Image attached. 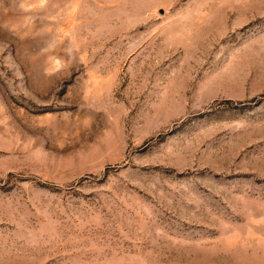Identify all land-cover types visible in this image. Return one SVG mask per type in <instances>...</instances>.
<instances>
[{"label":"rangeland","instance_id":"obj_1","mask_svg":"<svg viewBox=\"0 0 264 264\" xmlns=\"http://www.w3.org/2000/svg\"><path fill=\"white\" fill-rule=\"evenodd\" d=\"M0 264H264V0H0Z\"/></svg>","mask_w":264,"mask_h":264}]
</instances>
